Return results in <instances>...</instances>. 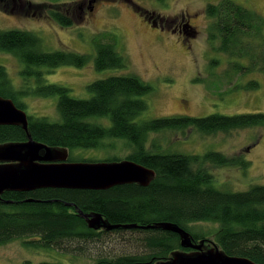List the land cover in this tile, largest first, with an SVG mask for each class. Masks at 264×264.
I'll return each instance as SVG.
<instances>
[{
	"label": "trees",
	"instance_id": "1",
	"mask_svg": "<svg viewBox=\"0 0 264 264\" xmlns=\"http://www.w3.org/2000/svg\"><path fill=\"white\" fill-rule=\"evenodd\" d=\"M124 1L134 5L131 0ZM56 4L47 7V16L61 27L71 26V20ZM81 6L79 3L74 9L73 18H82ZM0 8L9 14H29L32 8L34 16L45 12L44 4L34 5L23 0H0ZM141 9L136 5V10L140 12ZM143 14L147 19L154 16L146 10ZM205 15L210 21L207 28L210 46L218 43L215 47L218 52L232 59L248 60L247 66L234 63L232 70L264 75V18L232 0L208 4ZM112 41L94 37L92 57L67 50L45 52L34 33L0 30V53L18 60L22 66L19 76L23 81L22 89H15L5 68L0 66V97L11 100L23 111L25 96L57 97L59 121L28 115V133L35 142L67 150L70 162H114L120 160L74 159L70 154L74 150L103 149L109 146L106 141L122 140L130 149L122 160L133 161L154 172L145 187L128 184L101 191L47 188L28 193H4L0 202V246L22 239L25 246L36 249L82 252L112 235L133 240L137 251L99 257L95 264H161L170 260L174 252L192 251L181 247L175 233L143 228L167 222L184 229L195 243L203 240L206 247L214 244L229 256L264 264V186H252L241 192L219 190L208 170L209 166L225 165L245 170L249 162L220 151L184 155L162 152V145L156 141L148 146L149 136L156 133L193 130L212 136L262 128L264 113L206 117L173 115L136 122L147 109L141 97L152 92V87L136 76H111L94 81L87 86L91 94L89 99H75L66 87L45 82V73L50 74L62 66L80 69L92 59L96 71L126 69L128 63L116 51L115 40ZM30 79L38 85L35 90L26 88ZM248 86L257 88L258 84L253 81ZM100 119L106 124L94 122ZM26 140L22 128L0 126V145ZM79 210L84 214H100L111 225L136 227L94 231L78 215ZM206 223L216 225L212 233L201 228L193 230Z\"/></svg>",
	"mask_w": 264,
	"mask_h": 264
},
{
	"label": "rangeland",
	"instance_id": "2",
	"mask_svg": "<svg viewBox=\"0 0 264 264\" xmlns=\"http://www.w3.org/2000/svg\"><path fill=\"white\" fill-rule=\"evenodd\" d=\"M23 1L34 5L44 4L45 12L39 10L42 13L34 16L32 8L29 14H9L0 8V30L34 33L45 52L67 50L92 57L94 50L91 40L94 37H103L108 42L114 39L116 51L126 59V69L96 71L92 59L80 69L62 66L50 74H44L46 83L66 87L69 95L75 99H89L91 94L87 86L94 81L133 75L152 87V92L141 97L147 109L136 118V122L173 115L206 117L211 114L264 113V75L232 70L234 63L247 66L248 60L229 58L215 49L218 43L211 47L208 42L210 21L205 15V8L221 0H131L133 6L124 0ZM232 1L264 18V0ZM79 3L82 4V18H73L74 9ZM55 4L71 20V26L61 27L47 16V7ZM136 5L142 8L140 12L136 10ZM144 10L154 16L147 19ZM186 24L192 29V32L189 31L191 34H184L181 29ZM0 66L5 68L14 88L22 89L23 81L19 76L22 66L18 60L0 53ZM253 81L258 84L257 88L248 86ZM37 87L33 79L27 81L26 88L35 90ZM22 100L24 112L30 117L59 121L57 97L28 95ZM94 122L106 124L101 119ZM153 141L162 145V152L198 155L212 150L247 160L249 166L245 170L228 165L208 167L219 190L241 192L252 186H264V127L212 136L200 135L193 130L156 133L149 136V147ZM105 143L109 145L106 148L74 150L70 156L74 159L104 161L122 160L129 154L130 149L122 140ZM200 228L212 233L216 225L199 224L193 230L200 231ZM23 241L17 239L0 246V264H95L99 257L137 251L133 240L127 237L118 239L112 235L104 242L89 245L82 252L68 253L36 249L25 246Z\"/></svg>",
	"mask_w": 264,
	"mask_h": 264
},
{
	"label": "water",
	"instance_id": "3",
	"mask_svg": "<svg viewBox=\"0 0 264 264\" xmlns=\"http://www.w3.org/2000/svg\"><path fill=\"white\" fill-rule=\"evenodd\" d=\"M5 125L22 128L27 140L0 145V202L5 192L47 188L101 191L128 184L145 187L154 176L152 170L129 160L64 162L68 157L67 150L35 142L28 133L27 114L11 100L0 97V126ZM77 213L94 231L136 227L111 225L97 213L84 214L80 210ZM143 228L175 233L181 247L192 250L174 252L170 260L161 264H257L248 258L229 256L214 244L206 247L203 240L195 243L188 232L172 223L160 222Z\"/></svg>",
	"mask_w": 264,
	"mask_h": 264
},
{
	"label": "flooded vegetation",
	"instance_id": "4",
	"mask_svg": "<svg viewBox=\"0 0 264 264\" xmlns=\"http://www.w3.org/2000/svg\"><path fill=\"white\" fill-rule=\"evenodd\" d=\"M154 27H156L154 25ZM181 29L185 32V33H188V34H191L189 31H191L192 29H190V26L188 24L184 25L181 27ZM181 31V30H180ZM192 32V31H191ZM193 35H194V32H193ZM28 116V115H27ZM68 152V151H67ZM64 162H70L69 161V152H68V157L67 159L64 161ZM60 163V162H58ZM28 192H31V191H27V192H10V193H28ZM5 193H9V192H5ZM4 195V194H3Z\"/></svg>",
	"mask_w": 264,
	"mask_h": 264
}]
</instances>
